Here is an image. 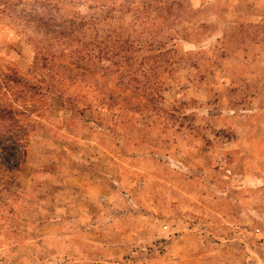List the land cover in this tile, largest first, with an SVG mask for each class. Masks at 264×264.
Segmentation results:
<instances>
[{"label":"rangeland","instance_id":"obj_1","mask_svg":"<svg viewBox=\"0 0 264 264\" xmlns=\"http://www.w3.org/2000/svg\"><path fill=\"white\" fill-rule=\"evenodd\" d=\"M0 264H264V0H0Z\"/></svg>","mask_w":264,"mask_h":264},{"label":"trees","instance_id":"obj_2","mask_svg":"<svg viewBox=\"0 0 264 264\" xmlns=\"http://www.w3.org/2000/svg\"><path fill=\"white\" fill-rule=\"evenodd\" d=\"M133 57H134V56H129L127 59L124 58V59H123V60H124V64H125V62H126V65H127V61H128V60H131L130 62H132ZM126 60H127V61H126ZM121 62H123V61H121ZM143 62H144V61H143ZM128 64L130 65V63H128ZM139 64H140V63H139ZM109 66H110V65H107L106 68L109 67ZM130 67H131V66H130ZM143 67H144V68H148V67H145V66H143Z\"/></svg>","mask_w":264,"mask_h":264}]
</instances>
